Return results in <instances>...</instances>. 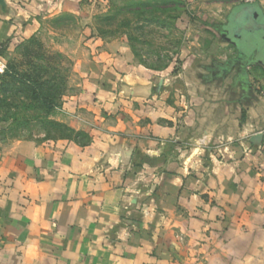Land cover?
<instances>
[{
	"label": "crops",
	"instance_id": "1",
	"mask_svg": "<svg viewBox=\"0 0 264 264\" xmlns=\"http://www.w3.org/2000/svg\"><path fill=\"white\" fill-rule=\"evenodd\" d=\"M201 32L164 70L92 50L57 119L0 141V264H264V61L227 38L264 0H181ZM95 0H0V45Z\"/></svg>",
	"mask_w": 264,
	"mask_h": 264
},
{
	"label": "rangeland",
	"instance_id": "2",
	"mask_svg": "<svg viewBox=\"0 0 264 264\" xmlns=\"http://www.w3.org/2000/svg\"><path fill=\"white\" fill-rule=\"evenodd\" d=\"M182 2L95 0L79 13L39 16L28 36L5 40L0 45V141L70 137L57 111L77 92L92 50L109 40L127 41L135 60L147 68L169 67L188 38L201 32V9ZM242 14L239 18L246 20Z\"/></svg>",
	"mask_w": 264,
	"mask_h": 264
},
{
	"label": "water",
	"instance_id": "3",
	"mask_svg": "<svg viewBox=\"0 0 264 264\" xmlns=\"http://www.w3.org/2000/svg\"><path fill=\"white\" fill-rule=\"evenodd\" d=\"M241 13L246 16V20L241 19V17L239 18ZM226 27V29H232V31H234L241 43L240 47L243 45L246 46L247 54L260 55L263 57L264 15L256 4L240 5L236 7L230 15L229 24ZM261 59L257 60L263 62Z\"/></svg>",
	"mask_w": 264,
	"mask_h": 264
},
{
	"label": "flooded vegetation",
	"instance_id": "4",
	"mask_svg": "<svg viewBox=\"0 0 264 264\" xmlns=\"http://www.w3.org/2000/svg\"><path fill=\"white\" fill-rule=\"evenodd\" d=\"M226 32H227L226 35H227V38L228 39H230L234 43H237L239 46L241 45L240 41L238 40V38L236 37V34L234 33V31H232V29H227ZM242 49H244L246 51V46L243 45L242 46ZM254 57H256L257 59H261L262 56H260V55H258V56L257 55H254ZM261 60L264 61V55H263V57H262Z\"/></svg>",
	"mask_w": 264,
	"mask_h": 264
},
{
	"label": "built area",
	"instance_id": "5",
	"mask_svg": "<svg viewBox=\"0 0 264 264\" xmlns=\"http://www.w3.org/2000/svg\"><path fill=\"white\" fill-rule=\"evenodd\" d=\"M240 1H242V2H252L253 0H240ZM3 69H4L3 66H0V72H3L4 71Z\"/></svg>",
	"mask_w": 264,
	"mask_h": 264
}]
</instances>
